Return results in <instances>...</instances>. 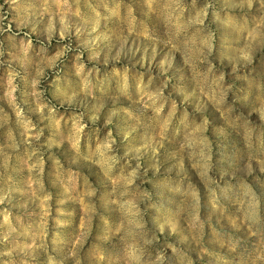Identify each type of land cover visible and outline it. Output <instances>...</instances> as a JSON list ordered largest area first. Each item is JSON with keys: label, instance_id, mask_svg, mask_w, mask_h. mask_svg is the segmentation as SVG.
I'll list each match as a JSON object with an SVG mask.
<instances>
[{"label": "rangeland", "instance_id": "obj_1", "mask_svg": "<svg viewBox=\"0 0 264 264\" xmlns=\"http://www.w3.org/2000/svg\"><path fill=\"white\" fill-rule=\"evenodd\" d=\"M0 264H264V0H0Z\"/></svg>", "mask_w": 264, "mask_h": 264}]
</instances>
